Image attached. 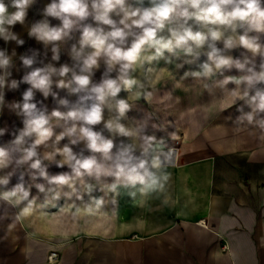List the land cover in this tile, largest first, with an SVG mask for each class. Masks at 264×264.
Listing matches in <instances>:
<instances>
[{
    "label": "clouds",
    "instance_id": "clouds-1",
    "mask_svg": "<svg viewBox=\"0 0 264 264\" xmlns=\"http://www.w3.org/2000/svg\"><path fill=\"white\" fill-rule=\"evenodd\" d=\"M36 3L0 0V39L23 46L13 29ZM41 17L27 35L43 55H19L20 79L12 78L16 50L0 49V113L7 108L22 123L0 127V138L11 136L0 143V206L18 208L17 220L38 209L80 211L77 202L91 213L106 197L162 189L175 149L155 133L174 138L172 122L156 108L128 114L140 101L152 106L163 77L191 78L219 112L235 106L237 124L254 125L264 137V0H50ZM62 53L71 63H60ZM233 69L238 74H226ZM22 84L21 99L6 102V91ZM53 166L62 171L50 173Z\"/></svg>",
    "mask_w": 264,
    "mask_h": 264
},
{
    "label": "crops",
    "instance_id": "crops-1",
    "mask_svg": "<svg viewBox=\"0 0 264 264\" xmlns=\"http://www.w3.org/2000/svg\"><path fill=\"white\" fill-rule=\"evenodd\" d=\"M49 2L37 0L25 25L14 27L25 40L23 46L0 39V49L17 52L12 78L24 74L19 55L30 54L31 49L43 55V45L28 37L27 27L42 18L41 10ZM243 52L237 49L232 54L240 57ZM65 62L71 63L62 53L60 63ZM226 74L238 73L233 69ZM27 87L22 84L19 91H6V102L20 100ZM157 88L151 107L140 101L128 115L136 118L156 108L158 117L172 122L168 132L175 131L174 138L155 133L175 149L164 187L143 197L124 194L117 201L106 197L103 206L91 213L77 202L80 211L38 209L17 220L19 209L2 205L0 264H264V137L260 129L247 122L238 125L235 106L219 112V103L191 78L174 82L163 77ZM167 93L173 96L171 102L162 100ZM37 99L42 97L37 94ZM45 103L49 110L55 107L51 98ZM5 126L10 131L22 127L20 118L7 108L0 113V127ZM9 139L6 134L0 143ZM49 171L55 174L62 169L53 166ZM16 182L14 177L12 184ZM53 252L58 261L50 263Z\"/></svg>",
    "mask_w": 264,
    "mask_h": 264
},
{
    "label": "built area",
    "instance_id": "built-area-1",
    "mask_svg": "<svg viewBox=\"0 0 264 264\" xmlns=\"http://www.w3.org/2000/svg\"><path fill=\"white\" fill-rule=\"evenodd\" d=\"M48 261L50 263H55L58 261V254L57 253H50L49 257H48Z\"/></svg>",
    "mask_w": 264,
    "mask_h": 264
}]
</instances>
